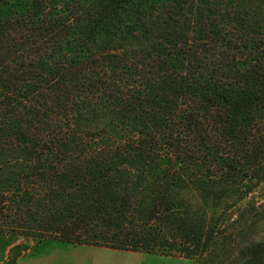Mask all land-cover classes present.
Wrapping results in <instances>:
<instances>
[{"label":"trees","instance_id":"trees-1","mask_svg":"<svg viewBox=\"0 0 264 264\" xmlns=\"http://www.w3.org/2000/svg\"><path fill=\"white\" fill-rule=\"evenodd\" d=\"M262 182L264 0H0V235L264 264Z\"/></svg>","mask_w":264,"mask_h":264},{"label":"rangeland","instance_id":"rangeland-1","mask_svg":"<svg viewBox=\"0 0 264 264\" xmlns=\"http://www.w3.org/2000/svg\"><path fill=\"white\" fill-rule=\"evenodd\" d=\"M263 199H264V182L260 183L259 186L255 188L254 192L248 196V198L244 201V203L251 201L258 202V201H262ZM14 240L19 241L15 245H20L21 253L29 249L32 250L33 248H35V246L38 243L41 242L31 237L20 236L17 234H4V235H0V252H2L3 249H7L8 244H10L11 241ZM15 245L10 247V249H12ZM70 249H79L80 258L87 260L91 264H195V261L191 259L170 257L160 254H151L144 252L137 253L126 250H118V249L98 247V246L86 245L83 247L80 246L71 247Z\"/></svg>","mask_w":264,"mask_h":264},{"label":"crops","instance_id":"crops-1","mask_svg":"<svg viewBox=\"0 0 264 264\" xmlns=\"http://www.w3.org/2000/svg\"><path fill=\"white\" fill-rule=\"evenodd\" d=\"M18 242V240L11 241L7 249H3L0 252V264L6 261L10 247ZM77 246L83 247L86 245H69V243L57 240L41 241L32 250L29 249L21 253L16 259V264H91L87 260L80 258L79 249H70Z\"/></svg>","mask_w":264,"mask_h":264}]
</instances>
